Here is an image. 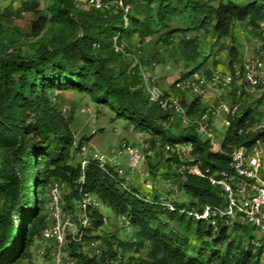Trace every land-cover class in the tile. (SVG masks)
<instances>
[{"label":"trees","instance_id":"obj_1","mask_svg":"<svg viewBox=\"0 0 264 264\" xmlns=\"http://www.w3.org/2000/svg\"><path fill=\"white\" fill-rule=\"evenodd\" d=\"M126 2L131 6L127 24L120 8L79 9L75 0H56L50 16H38L31 31L48 34L58 28V35L39 46L0 52V198L6 202L0 207V264H21L32 258L31 249L47 224L48 186L53 180L65 185L67 210L74 209L82 189L118 216L126 217L137 229L129 247L137 252L148 250L140 264H264V247L255 245L252 227L221 225L215 230L204 220L169 211L159 204L158 194L147 196L137 188L124 189L122 179L109 176L95 162L86 169L82 182L81 162L74 165L73 161L83 141L77 145L68 120L53 103L57 91H73L110 107L116 118L133 121L137 131L151 135V149H160L156 159L146 156L150 174L155 176L165 168L164 178L174 177L189 197L188 204L174 202L178 209L201 212L206 205H219L223 201L220 190L209 176L230 172L234 150L264 140V127L251 137L250 129L260 122L256 109L242 101L243 114L227 128L223 153L214 151L195 126H184L172 112L149 103L138 68L130 70L127 58L115 52V38L132 52V38L141 47L161 31L160 40L167 45L178 37L184 68L190 70L186 76L180 74L179 79H183L206 65L207 55L200 46L202 34L219 43L231 35L237 21L257 27L264 22V0ZM32 5L37 4L25 3L23 9L31 6L34 10ZM177 21L182 25L175 26ZM139 57L145 67L156 64ZM230 58L233 69L237 60L234 48ZM181 103L192 118L208 107L202 96L181 98ZM168 145H191L190 160L165 153ZM181 165L198 166L205 177L188 174ZM92 221L98 229L105 218L95 210ZM81 249V244H71L68 249L77 264H114L117 257L111 245L100 256L87 255Z\"/></svg>","mask_w":264,"mask_h":264},{"label":"built area","instance_id":"obj_2","mask_svg":"<svg viewBox=\"0 0 264 264\" xmlns=\"http://www.w3.org/2000/svg\"><path fill=\"white\" fill-rule=\"evenodd\" d=\"M78 5L100 11L110 10L112 7L120 8L123 12L125 24L131 6L127 0H75ZM264 36V33H263ZM115 52L122 54L130 63V70L138 68L142 80L144 93L150 104L157 105L163 111H170L187 126H195L202 137L208 141L213 150L223 153L222 142L215 133V123L221 120L226 128L232 125L236 117H240L241 100L246 96L264 95V51L262 48L254 58L247 60L243 66L234 64L233 69L226 73L213 74L212 80L223 90H230L237 77L241 78L240 89L230 99H219L216 103L208 105L205 112L190 117L187 109L181 103V94L185 92L198 93L205 84L203 75L196 72L188 77L179 79L172 84V88L163 89L153 74V63L145 67L140 57L127 50L125 44H120L115 38ZM58 94H54L56 100ZM234 97L237 101H234ZM85 112V110H82ZM260 129L258 125L254 127ZM94 128L92 133L95 134ZM84 150H86L84 148ZM146 153L137 147L123 141L120 147L112 153L95 151L86 155L81 160L82 182L88 166L95 162L99 168L113 178H120L121 186L129 189L127 181L143 164L146 156H153L154 151L150 143L146 144ZM191 145H168L165 153H175L181 161L187 160ZM123 155L129 157L128 166L123 167L118 163ZM190 155V154H189ZM231 171L221 172L217 176H209V180L220 190L222 203L219 205H206L201 212L178 209L171 194L160 197L159 204L169 211H179L196 220H204L217 230L223 225L228 228L249 226L259 231L262 237H256L255 245L264 247V140L259 139L251 146H242L234 150L231 155ZM181 169L188 174L205 177V174L195 165H181ZM147 191L154 187L147 184ZM65 185L53 180L48 186V205L46 210L47 224L36 244L37 257L45 264H77L76 259L68 255L71 244H81L82 252L88 248L91 256H100L103 252L102 241L94 236L92 215L99 210L102 202L95 195L81 189L80 198L76 201L73 210L66 209ZM122 222L129 225L126 217H120ZM21 264H29L24 260Z\"/></svg>","mask_w":264,"mask_h":264},{"label":"rangeland","instance_id":"obj_3","mask_svg":"<svg viewBox=\"0 0 264 264\" xmlns=\"http://www.w3.org/2000/svg\"><path fill=\"white\" fill-rule=\"evenodd\" d=\"M56 0H0V52L5 49L17 47L18 49H27L30 47L39 46L41 43L51 41L53 35H58L60 29L54 28L51 33L45 34L43 31L36 34L31 31L32 23L37 20L38 16H50L51 5ZM36 3L33 6H28V10L23 9V4ZM79 9H87L83 5H77ZM175 26H181L182 23L174 22ZM65 34L69 31L65 30ZM160 33L150 37L142 44L141 47L137 44L135 38L130 41L132 53L137 52L138 56L143 57L145 61L156 62L153 74L157 81L158 77H163L164 81H158L159 85L168 90L171 85L180 78L182 73L186 76L190 70L184 68L183 58L178 47L179 38L176 37L170 45L163 43L160 40ZM264 22H260L258 26H253L247 21H237L233 25L231 35L222 38L219 43L208 35H201L200 46L207 55L206 65L199 71L205 79V84L198 93L185 92L181 94L182 99L191 100L196 96H202L207 105L216 103L219 99L233 98L235 92L240 89L241 78L237 77L235 84L230 90H223L217 86L212 80L213 74L217 72L226 73L230 68V50L234 48L237 51L236 65L243 66L247 60L254 58L259 54L260 49L264 51ZM191 36H194L193 34ZM209 70V74L206 71ZM155 72L157 74H155ZM59 92V93H57ZM56 100L53 103L59 111L68 120L69 128L75 136L76 143L83 141L82 148L76 151L73 161L74 165H78L84 156L91 155L95 151H103L105 153L115 152L120 144L125 141L146 153V144L150 143L151 135L147 132L137 131L134 123L126 118H116L115 112L108 106L98 105L90 99L88 95L79 94L73 91H57ZM245 102L248 106L256 109V118L260 122V129L252 128L251 137H254L258 131L264 127V95L252 96L248 95L241 102ZM85 110V112H82ZM240 111L239 115H242ZM176 119H172L173 132H176ZM184 126H187L184 124ZM96 128L97 132L92 133ZM227 128L221 120L215 123V133L222 141L226 135ZM205 140L204 137H202ZM84 148L86 150H84ZM160 153V149L154 150L153 158ZM3 156V151H0V162ZM186 158H190L187 154ZM129 157L123 155L119 158L118 163L123 167L128 166ZM165 168L161 167L153 176L149 172V166L146 161L139 167L135 174L130 176L127 185L129 188H137L141 195L153 196L155 193L160 197L165 194H171L173 202L179 204L190 202L186 193L179 189V184L174 177L170 179L164 178ZM153 185V191H147L146 185ZM6 202L0 198V207L4 208ZM100 213L105 218L102 227L94 230V236L99 237L102 241V249L107 251L109 245L117 253L114 264H140L141 258H145L147 248L141 249L139 252L136 248H130L129 244L134 242V234L136 227L126 225L121 221L112 209L103 203L99 207ZM164 219L167 220V217ZM170 226L177 229V225L170 221ZM257 238H261L262 234L253 230ZM234 239L239 240L238 236ZM38 246L35 244L32 249V258L29 264H45V262L37 257ZM84 253L91 256L88 248H85Z\"/></svg>","mask_w":264,"mask_h":264},{"label":"crops","instance_id":"obj_4","mask_svg":"<svg viewBox=\"0 0 264 264\" xmlns=\"http://www.w3.org/2000/svg\"><path fill=\"white\" fill-rule=\"evenodd\" d=\"M155 74H157V73L155 72ZM158 81L163 82V81H164L163 77H158ZM164 82H165V81H164ZM171 86H172V85H171ZM57 93H59V92H57Z\"/></svg>","mask_w":264,"mask_h":264}]
</instances>
